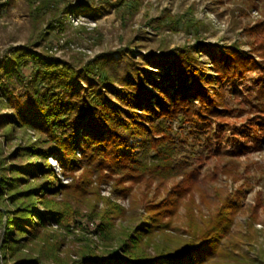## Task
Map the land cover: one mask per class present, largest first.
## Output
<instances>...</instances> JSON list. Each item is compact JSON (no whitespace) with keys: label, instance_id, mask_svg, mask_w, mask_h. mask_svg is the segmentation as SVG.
Returning <instances> with one entry per match:
<instances>
[{"label":"trees","instance_id":"16d2710c","mask_svg":"<svg viewBox=\"0 0 264 264\" xmlns=\"http://www.w3.org/2000/svg\"><path fill=\"white\" fill-rule=\"evenodd\" d=\"M123 1L39 0L33 18L48 10L51 20L37 38L61 31L81 5L97 11ZM241 2L246 9H230L232 31L240 29L230 44L194 39L169 49L167 36H154L187 32L199 22L164 8L157 16L143 14L140 32L149 28L158 42L144 55L126 47L117 50L118 58L107 53L64 60L26 45L0 58V264L244 263L234 253L238 244L224 239L245 190L216 186L214 175L201 177L193 162L215 157L214 142H228L222 131L234 113L228 97L240 95L231 81L249 73L259 77L258 102L244 125L240 153L264 146V17L242 21L250 10L264 8V0ZM138 6L131 0L122 23ZM23 68L30 69L28 77ZM18 86L24 104L13 94ZM103 184L111 185L114 199L128 198L129 209L100 196ZM82 206L99 220V244L87 240L73 250L77 259L59 257L51 225ZM256 210H249L248 232Z\"/></svg>","mask_w":264,"mask_h":264},{"label":"rangeland","instance_id":"374dc122","mask_svg":"<svg viewBox=\"0 0 264 264\" xmlns=\"http://www.w3.org/2000/svg\"><path fill=\"white\" fill-rule=\"evenodd\" d=\"M38 1L0 0V5L7 4L0 7V58L5 57L9 51L26 45L35 52H47L64 60H71L72 57L77 56L88 61L107 53H112L115 58H118L117 50L126 47H130L136 55H144L147 51L154 50L158 42L150 39L153 31L149 28H145L146 34L140 32L143 26V14L148 12L150 16H157L164 8L172 15L181 16L183 20L193 18L199 22L190 27L187 32L182 29L171 35H165L167 34L165 32V34L154 36L155 38L167 36L170 39L169 49L186 42L192 44L194 39L206 45L230 44L240 38L237 35L240 29L232 31L230 9L241 6L246 9L247 7L241 0H137L139 1L137 11L124 24L120 14L127 11L131 0H125L118 5L107 6L97 11L85 9L84 5H81L76 16L68 17L61 31L49 30L50 33H47L43 39H39L37 32L47 28L51 13L48 10H42V14H36L33 18L36 12L34 7ZM81 1L99 6V0H66L65 3L77 5ZM112 2L115 3L117 0H112ZM62 5L60 2V6ZM263 12L262 7L250 10L242 21L252 24L264 17ZM242 47L247 49L245 46ZM22 72L28 77L30 69L23 68ZM258 78L256 73H249L242 80L231 81L240 95L238 99L228 97L229 106L234 109L229 120L230 128H222L223 135L226 136L228 142L219 144L212 140L213 148H218L215 157L204 160L202 164L193 159L194 166H199L201 177L214 175L212 177L216 186H226L230 191L237 188L245 190L242 199L243 207L233 218L229 237L224 239L225 243L232 241L238 244L234 253L239 258H243V264H264V146L257 151L245 150L244 153H240L244 125L258 102ZM224 88L228 89L227 85H224ZM23 91L24 88L18 86L14 88L13 94L24 104L26 95ZM11 112V109L2 111V113ZM222 125L223 122L214 123L217 129L223 127ZM201 132L198 130V135L204 138L205 134L201 135ZM234 132L238 134L235 135ZM13 148L14 146L11 150ZM186 148L189 150L188 146ZM33 160L30 158L25 162L29 165ZM78 174L79 172H76V175ZM61 179H63L62 183L67 181L64 178ZM170 184L171 182H167L166 186ZM133 191L140 198V192L136 189ZM99 192L103 198H110L121 207L129 209L128 198L114 199L110 184L101 185ZM160 193L163 194L162 189ZM148 194L150 196L152 192ZM254 206L257 207V221L254 224V230L248 232L246 222L249 210ZM102 207L103 202H98L97 208ZM180 213L183 214L182 209ZM115 223L118 224L119 219H115ZM98 225L99 220L90 217L83 206L80 207L79 214L65 217L59 224L53 223L50 230L60 242L59 257H64L65 253H71V258L77 259L73 250L87 243V240L92 245H98ZM227 248L231 249L228 245Z\"/></svg>","mask_w":264,"mask_h":264}]
</instances>
